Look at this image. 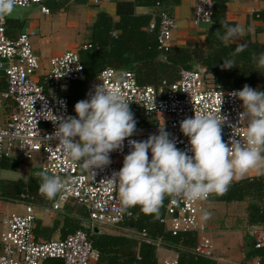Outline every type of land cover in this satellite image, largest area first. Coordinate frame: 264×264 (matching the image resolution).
Instances as JSON below:
<instances>
[{"label": "built area", "instance_id": "1", "mask_svg": "<svg viewBox=\"0 0 264 264\" xmlns=\"http://www.w3.org/2000/svg\"><path fill=\"white\" fill-rule=\"evenodd\" d=\"M104 1L112 0H94V5L101 6ZM44 2L17 0L14 7L30 8L42 6ZM214 9V0H196L193 23H212ZM42 11L50 13L44 7ZM177 27L175 18L167 12L160 13L157 43L161 53L167 54L172 50V38ZM155 29L156 23H152L150 30ZM6 30V19L0 16V79H4L6 84V89L0 92V110L8 103L13 106L7 120L3 124L0 121V158H12L17 152L20 161L28 162L36 154H41L42 172L61 179V187L52 203L53 211H59L63 204L69 202L85 207L91 233L79 230L63 239L43 242L35 234V209L28 205L24 214L12 213L3 222L0 264H96L99 252L93 247L91 234L100 228L116 229L129 217L122 210L117 188L108 181L113 172L122 167L124 156L131 150L129 139L146 140L150 135L157 134L159 127H164L176 147L188 151V138L181 133L179 125L194 113L226 117L221 128L225 143L230 137L244 139L247 119L240 118L244 111L242 102L231 95L242 88L225 90L207 75L206 70H182L174 83L162 81L159 86L140 85L135 73L108 67L94 81L87 83V97L93 87L100 83L108 88L119 89L130 104V111L136 121L135 131L123 141L121 148L109 154V165L93 171L83 169L79 162L63 154L56 145L57 141L51 138L56 124L36 115L42 109H50L56 117H75L68 94L74 83L86 80L80 55L68 51L53 58L50 70L44 73L40 58L33 48L34 33L25 31L17 39L11 40ZM91 47L84 45L82 49L86 51ZM233 131L239 137L234 136ZM188 154L191 155V152L188 151ZM210 199L211 194L196 201L170 196L160 222L172 236L193 233L197 237L194 253L213 260L214 245L200 218L202 205ZM253 235L254 248L264 249V230H256ZM134 237L141 242L151 243L145 235ZM161 264H177V260Z\"/></svg>", "mask_w": 264, "mask_h": 264}, {"label": "clouds", "instance_id": "2", "mask_svg": "<svg viewBox=\"0 0 264 264\" xmlns=\"http://www.w3.org/2000/svg\"><path fill=\"white\" fill-rule=\"evenodd\" d=\"M16 2L0 0V16L10 14ZM221 27L223 41L237 40L244 31L238 24L222 22ZM243 50L244 45H240L233 55ZM254 59L257 67L264 69V52ZM220 67L231 69L234 61L223 60ZM231 95L242 102L240 118L247 119L243 140L230 137L225 143L221 128L226 117L201 113H194L179 125L188 138L191 155L176 147L164 127L146 140H128L131 150L119 171L108 179L117 188L122 210L138 205L147 214L158 213L166 196L203 200L212 193L223 194L234 174L264 170V91L244 85ZM129 105L119 89L100 83L87 99L75 103V117H56L50 109L36 115L56 124L51 138L63 154L79 162L83 169L93 171L109 165V154L133 135L136 121ZM234 136L239 137L235 132ZM60 187L59 177L42 174L40 193L52 198ZM210 217V212L202 211V221Z\"/></svg>", "mask_w": 264, "mask_h": 264}, {"label": "trees", "instance_id": "3", "mask_svg": "<svg viewBox=\"0 0 264 264\" xmlns=\"http://www.w3.org/2000/svg\"><path fill=\"white\" fill-rule=\"evenodd\" d=\"M181 0H134L133 2H118L116 14L118 21L111 16L100 12L91 29L89 50L80 52V58L85 70L86 80L74 83L69 91L71 111L80 100L87 99V83L94 80L105 68H114L118 71H131L135 73L140 85H157L162 78L172 80L175 69L183 67L191 69V62L201 63L208 76L225 90L243 88L248 85L255 88L256 84L264 79V69L257 67L254 57L264 52V46L254 43L247 37L244 50L233 55L240 45L220 39L224 29L221 23L236 25L228 22L225 17L226 4L233 0H214L215 9L212 23L215 28L211 30L206 41V46L189 49H173L167 54L158 50L157 28L161 12L170 14ZM86 0H45L42 6L52 12L67 10L72 4H86ZM147 7L152 13L149 15H137L136 8ZM7 23L9 22V16ZM264 20V14L259 15ZM12 20V19H10ZM11 22V21H10ZM152 23H156V29L149 31ZM165 58H163V57ZM231 59L234 67L222 69L223 60ZM6 89L4 79H0V92ZM261 91V90H260ZM264 91V90H262ZM10 162L0 159V169L9 170ZM41 179L31 178L28 181H18L9 184L11 199L26 194L28 198L37 199L43 196L39 191ZM254 201L248 208V219L251 226L264 227V176L252 181L244 180L237 184H229L223 194L214 193V201L217 202H241L247 198ZM170 196H166L158 213L147 214L140 206L130 207L124 210L128 218L109 234L106 228H100L91 234L93 247L99 252L97 264H158V241L173 245L178 250L177 264H215L211 259L198 256L194 253L197 237L193 233L172 236L165 225L160 221L165 215L166 206ZM30 201V199H28ZM35 201V200H34ZM48 203H51L49 198ZM68 214L60 222H56V228L63 224L61 237L65 238L80 229H84L78 222V217L86 219L88 214L74 207L67 208ZM75 217V218H74ZM145 235L151 243L141 242L134 236ZM254 247V246H253ZM254 249V248H253ZM261 258L260 264H264V249L253 250L247 258ZM57 264V263H50Z\"/></svg>", "mask_w": 264, "mask_h": 264}, {"label": "crops", "instance_id": "4", "mask_svg": "<svg viewBox=\"0 0 264 264\" xmlns=\"http://www.w3.org/2000/svg\"><path fill=\"white\" fill-rule=\"evenodd\" d=\"M86 1L87 3L84 5L72 4L67 10H61L59 12L50 11L49 14H45L42 11L43 7L47 8L45 6L38 5L37 7L32 6L30 8L14 7L13 11L7 14L10 17L7 23V36L9 39L15 40L25 31L33 32V48L40 58L42 70L44 73L48 72L51 68V60L53 58L59 57L68 51H74L80 54L81 51H84L82 49L84 45H90L91 29L100 12L108 14L114 21H118L116 14L117 3L133 2L134 0L104 1L101 6L94 5V0ZM195 7L196 0H181L180 4L174 7L170 14L168 13L175 18L178 26L173 34L172 50L193 49L199 46H206L208 36L211 30L215 28V24L202 23L195 25L193 23ZM151 13L152 11L147 7L136 8L137 15H149ZM261 14H264V0H233L227 3L225 12L226 20L236 25L238 24L244 29L239 39L231 43L243 45L247 37H250L252 42L264 46V20L258 18ZM4 18L7 22L6 15H4ZM149 31L151 30L149 29ZM37 33H42V35L41 38L36 41L35 38L37 37ZM42 51H49V56L43 58ZM190 66V70L192 71L201 72L206 70L201 63L196 61H192ZM182 70H184L183 67L175 69L172 80L166 77L162 78V81H167L168 83L176 82ZM263 81L264 79L259 81L255 88L261 91L264 90ZM161 82L157 85L149 86H159ZM12 110L13 106L11 103H8L3 108V123L7 120ZM0 159H5L10 162L9 170L0 169V172L3 174L21 172L31 175L29 179H41L42 174H44L41 170L43 159L41 154H36L33 158V160L38 159V165L30 161H20L17 152H14L12 158ZM262 176H264V170L257 171L252 169L242 175L234 174L230 184H237L244 180L252 181ZM28 180L10 179L8 181H0V193L4 197V202L1 203L3 205L0 204V237L3 232V222L5 218L12 213L24 214L25 207L28 205L33 206L35 209L37 216L35 234L37 238L43 242L63 239L61 237V228L63 224L59 225L57 228L55 226L56 222H60L62 218L68 214L67 208L73 210V208L77 206L88 214V210L85 207L75 202L63 204L59 211H53L52 203L56 200V194L51 198V203H48L49 198L45 195L37 199L36 197L28 198L26 194H23L18 198L11 199L10 194H8L10 191L9 184L18 181L26 182ZM28 199H30V201H28ZM253 201V198L248 197L241 202H217L214 201V193H212L210 201L202 205V211L211 213L210 219L201 221L207 227L208 236L211 238L214 245L213 261L215 264H260L261 258H247L248 254L256 250L253 247L255 243L253 232L256 230H264L262 226H251L249 223L248 208ZM202 211L200 213V218ZM88 217L86 219L82 217L77 218L78 222L81 223L80 225L86 230L89 229ZM84 222L85 225L83 224ZM106 229L109 231V234H114L121 230L115 231V229L111 228ZM157 244L158 264L164 261L177 260L179 248L164 244L162 241H158Z\"/></svg>", "mask_w": 264, "mask_h": 264}, {"label": "rangeland", "instance_id": "5", "mask_svg": "<svg viewBox=\"0 0 264 264\" xmlns=\"http://www.w3.org/2000/svg\"><path fill=\"white\" fill-rule=\"evenodd\" d=\"M41 35H42V33L41 34L40 33H37V37L35 38V40L37 41L39 38H41ZM56 42L59 44V42L57 40H56ZM42 54H43L42 57L43 58H46V57L49 56V51H45ZM3 116H4L3 109H1L0 110V121H1L2 124H3ZM30 162L34 163L35 165H38L39 164L38 163V159H35L33 161H30ZM30 176L31 175H28V174H25V173H21V172H16L15 174L14 173H6V174H3V173L0 172V181L3 182L5 180L8 181L10 179H14V180H20V179L21 180H28ZM3 202H4V197L0 193V204L3 203ZM1 205H3V204H1ZM83 224L85 225V222Z\"/></svg>", "mask_w": 264, "mask_h": 264}, {"label": "water", "instance_id": "6", "mask_svg": "<svg viewBox=\"0 0 264 264\" xmlns=\"http://www.w3.org/2000/svg\"><path fill=\"white\" fill-rule=\"evenodd\" d=\"M98 231V229H96V232Z\"/></svg>", "mask_w": 264, "mask_h": 264}]
</instances>
